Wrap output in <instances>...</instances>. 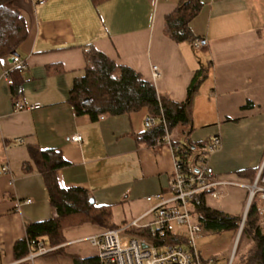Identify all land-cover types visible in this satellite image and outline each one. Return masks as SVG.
Returning <instances> with one entry per match:
<instances>
[{
	"label": "crops",
	"instance_id": "1",
	"mask_svg": "<svg viewBox=\"0 0 264 264\" xmlns=\"http://www.w3.org/2000/svg\"><path fill=\"white\" fill-rule=\"evenodd\" d=\"M200 1L202 7L189 23L194 37L208 40L200 49L191 40L178 43L164 33L165 17L180 0L10 2L25 16L29 29L17 49L27 64L16 75L21 87L17 101L36 107L15 111L12 86L2 76L9 55L1 58L0 264H72L71 254L98 256L86 238L106 229L91 223L68 226L66 241L49 252L53 255L44 263L15 258L14 247L26 237V224L56 215L30 156L34 145L59 150L69 163L57 170L60 184L83 187L96 206H110L117 228L143 216L138 228L155 229L150 211L154 202L146 198L168 194L172 147L165 140L150 144L139 139L147 129L146 108L103 114L96 121L76 113L70 91L75 79L85 75L88 45L136 69L160 97L178 102L187 98L196 70L206 66L207 75L188 106L190 138L205 141L219 134L221 147L210 158L214 175L242 184L254 181L264 159V0ZM152 65L159 67L157 79ZM183 131L175 129L172 135L181 139ZM75 134L83 140L72 141ZM247 198L245 187L230 185L222 188L220 198L206 195L205 200L211 208L242 214ZM172 229L184 236V230ZM123 235L134 236L127 231Z\"/></svg>",
	"mask_w": 264,
	"mask_h": 264
},
{
	"label": "trees",
	"instance_id": "2",
	"mask_svg": "<svg viewBox=\"0 0 264 264\" xmlns=\"http://www.w3.org/2000/svg\"><path fill=\"white\" fill-rule=\"evenodd\" d=\"M12 0H0V59L17 52L19 45L29 34L25 16L9 4ZM202 7L200 0H180L177 7L165 17L164 33L174 41L198 39L191 33L190 21ZM88 63L85 75L75 79L70 91L69 101L77 114H89L94 121L103 114L119 115L136 112L146 108L149 115L156 118V124L148 126L139 135L141 141L153 144L164 140L168 131L174 145L178 147L176 155L184 167V173H191L196 167L200 155L206 152L209 140L193 141L191 119L188 106L194 92L207 75L206 66L201 65L195 72L188 87L187 98L183 102L160 97L155 85L136 69L119 64L93 45L84 48ZM21 69L10 72L13 83L12 96L17 101L21 91L19 78ZM86 99H88L86 101ZM163 119V120H162ZM164 121V122H163ZM184 129L181 139L172 135L175 129ZM187 128V129H186ZM30 156L36 163L47 187L49 201L56 215L26 224V237L16 242V259L28 255L32 240L42 239L48 247L60 246L66 241L64 229L91 223L102 228H117L112 221L110 206H96L91 203L92 195L83 187H63L57 176V170L67 166L68 161L57 149L29 148ZM206 193H199L192 202L195 221L207 232L231 230L237 233L241 214H228L206 204ZM255 204L249 208L242 231L241 242L251 239L255 249L241 260V264H264V222ZM127 232L134 236L152 239L156 244L183 243L185 237L167 232L162 236L153 234L149 229L130 228ZM72 264H102L98 256L82 257L70 255ZM217 261V260H216Z\"/></svg>",
	"mask_w": 264,
	"mask_h": 264
},
{
	"label": "built area",
	"instance_id": "3",
	"mask_svg": "<svg viewBox=\"0 0 264 264\" xmlns=\"http://www.w3.org/2000/svg\"><path fill=\"white\" fill-rule=\"evenodd\" d=\"M44 2L45 0H38V4ZM192 44L195 49H200L208 45V40L198 38ZM26 67L25 60L19 55L9 54V64L2 76L7 83L12 84L10 72L16 68L25 69ZM159 76V67L152 65V77L157 79ZM35 107L36 105H26L20 101H16L14 104L15 111ZM146 123L151 127L156 124V118L153 115H148ZM71 140L81 142L83 137L81 134H75ZM164 140L172 147L174 153V171L168 180V194L159 192L146 198L147 201L154 202L150 210L154 214L155 229L152 233L158 236L167 232L174 233L172 227L176 226L180 231H185V241L183 243L158 245L146 237L123 235L127 229L143 226V216H141L128 221L120 228H108L86 238V241L97 249L102 264H216L215 258H204L195 243L196 239L203 233V228L195 221L192 205L199 193L220 198L223 187L243 186L248 190L247 207L255 204L264 219V159L258 168L254 181L250 184L219 179L214 175L210 165L211 156L221 147L220 135L214 134L208 139L206 152L199 156L194 170L185 174L183 172L184 167L176 155L178 147L173 144L168 131ZM17 142H22V139H17ZM9 171V167H6L5 172ZM28 202L30 199L25 201V203ZM30 245L25 260L32 261V263L37 257L48 254L55 249V247L46 246L42 239L32 240Z\"/></svg>",
	"mask_w": 264,
	"mask_h": 264
},
{
	"label": "rangeland",
	"instance_id": "4",
	"mask_svg": "<svg viewBox=\"0 0 264 264\" xmlns=\"http://www.w3.org/2000/svg\"><path fill=\"white\" fill-rule=\"evenodd\" d=\"M250 208V207H249ZM246 209L241 214V222L237 233L231 230H225L223 232H205L196 239V247L201 252L204 258H215L217 264H241L243 260L251 250L255 249V244L251 239H246L241 242L242 231L245 225L246 217L249 211ZM247 211V212H245ZM246 213V214H245ZM261 221L264 219L261 217ZM241 230L240 238L238 239L239 231ZM53 254H47L35 260V263L41 259V263H44L48 257ZM49 264L47 260L44 264ZM55 264L51 261L50 264ZM56 264H63V261H59Z\"/></svg>",
	"mask_w": 264,
	"mask_h": 264
},
{
	"label": "water",
	"instance_id": "5",
	"mask_svg": "<svg viewBox=\"0 0 264 264\" xmlns=\"http://www.w3.org/2000/svg\"><path fill=\"white\" fill-rule=\"evenodd\" d=\"M13 54H17V52H13ZM18 55V54H17ZM88 99H86V101H87ZM91 203H94V200L93 199H91ZM246 210H248V209H246ZM245 212H247V211H245ZM246 214V213H245ZM241 230H242V227H241V229H240V231H239V235H238V239L240 238V235H241Z\"/></svg>",
	"mask_w": 264,
	"mask_h": 264
}]
</instances>
